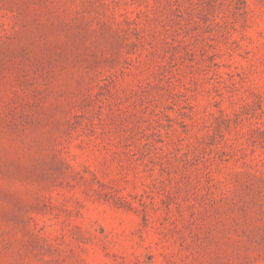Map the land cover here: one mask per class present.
Listing matches in <instances>:
<instances>
[{
    "label": "rangeland",
    "instance_id": "rangeland-1",
    "mask_svg": "<svg viewBox=\"0 0 264 264\" xmlns=\"http://www.w3.org/2000/svg\"><path fill=\"white\" fill-rule=\"evenodd\" d=\"M0 264H264V0H0Z\"/></svg>",
    "mask_w": 264,
    "mask_h": 264
}]
</instances>
